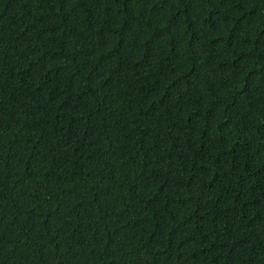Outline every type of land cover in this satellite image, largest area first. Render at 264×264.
<instances>
[{"label": "trees", "instance_id": "trees-1", "mask_svg": "<svg viewBox=\"0 0 264 264\" xmlns=\"http://www.w3.org/2000/svg\"><path fill=\"white\" fill-rule=\"evenodd\" d=\"M0 264H264V0H0Z\"/></svg>", "mask_w": 264, "mask_h": 264}]
</instances>
